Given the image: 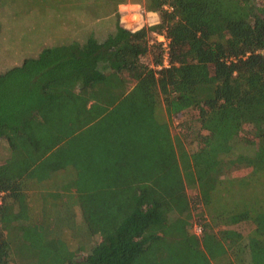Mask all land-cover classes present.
<instances>
[{"label": "trees", "instance_id": "obj_1", "mask_svg": "<svg viewBox=\"0 0 264 264\" xmlns=\"http://www.w3.org/2000/svg\"><path fill=\"white\" fill-rule=\"evenodd\" d=\"M131 1L160 22L117 14L0 72V264H264V0Z\"/></svg>", "mask_w": 264, "mask_h": 264}, {"label": "rangeland", "instance_id": "obj_2", "mask_svg": "<svg viewBox=\"0 0 264 264\" xmlns=\"http://www.w3.org/2000/svg\"><path fill=\"white\" fill-rule=\"evenodd\" d=\"M116 4L120 10L118 19L120 24L130 30H138L146 25H155L160 22L158 12L146 9L144 2H133L131 0L119 2L118 0H110V3ZM90 2L86 0H7L0 4V72L7 70L10 67L19 65L28 56H36L44 46L54 43H61L64 35L69 36L76 33L72 30L64 31L60 25L62 20H65L71 15L70 12H81L84 5ZM105 3V2H104ZM103 3V7H104ZM107 9V8H105ZM104 8L95 15V19H99L98 31L101 35H105L109 30H106L108 25L104 23L106 11ZM95 12V11H94ZM135 16L142 17V24L133 28L123 24V19L132 18ZM105 24V25H104ZM98 26V25H97ZM110 27V25H109ZM61 36V37H60ZM153 41L162 42L165 36L158 32L151 33ZM163 62L165 58L163 57ZM160 68V66H156ZM191 117V113L177 116L173 119L172 130L175 137L185 140L183 144L185 149L195 150L197 144L194 142L193 131L195 130V121ZM184 122V125H182ZM9 156L8 145L5 141H0V163L4 162ZM241 170L239 172H245ZM50 183L47 185L49 186ZM186 192L190 197L195 196L196 190L188 188ZM37 204V203H36ZM75 211V217L78 223L81 222V214L77 206L72 207ZM198 210L195 211V217L192 219V230L198 234L197 220ZM238 231L246 233L250 226L245 223H239L230 226ZM100 231L95 233V237L88 239L86 236L83 243L87 244L90 241L99 240ZM69 242L73 247L77 246V242L82 239L75 240L71 235L67 234Z\"/></svg>", "mask_w": 264, "mask_h": 264}, {"label": "crops", "instance_id": "obj_3", "mask_svg": "<svg viewBox=\"0 0 264 264\" xmlns=\"http://www.w3.org/2000/svg\"><path fill=\"white\" fill-rule=\"evenodd\" d=\"M119 11L120 10L118 8L116 11H110L108 15L106 14V18H104L105 19L104 23L108 25L106 27L108 29L106 30H109V32L115 29V24L117 21L116 15L119 14ZM99 12H94V13L92 11L70 12L71 15L68 16L65 20H62L60 22V25L63 26L62 29H64V31L72 30L75 31L76 33H74L73 35L71 34L69 36L66 35H64L63 37L60 36L62 38V42L54 43L51 45L63 44L74 38H78V37L81 38L87 35L91 31H96V32L102 31L99 29V19H95V15Z\"/></svg>", "mask_w": 264, "mask_h": 264}, {"label": "built area", "instance_id": "obj_4", "mask_svg": "<svg viewBox=\"0 0 264 264\" xmlns=\"http://www.w3.org/2000/svg\"><path fill=\"white\" fill-rule=\"evenodd\" d=\"M161 42V41H160ZM162 43H163V46H164V48L166 49V56H165V65H168V63H169V61H168V57H167V49H168V40H167V38L165 37V39H164V41H162ZM264 52V51H263ZM198 234H201L202 233V227L199 225L198 226Z\"/></svg>", "mask_w": 264, "mask_h": 264}]
</instances>
